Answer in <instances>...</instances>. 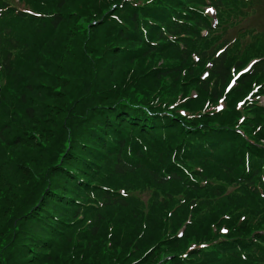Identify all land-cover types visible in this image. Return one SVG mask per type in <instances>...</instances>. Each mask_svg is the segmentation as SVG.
Segmentation results:
<instances>
[{"label":"trees","instance_id":"1","mask_svg":"<svg viewBox=\"0 0 264 264\" xmlns=\"http://www.w3.org/2000/svg\"><path fill=\"white\" fill-rule=\"evenodd\" d=\"M262 98L264 0H0V264H264Z\"/></svg>","mask_w":264,"mask_h":264},{"label":"snow or ice","instance_id":"2","mask_svg":"<svg viewBox=\"0 0 264 264\" xmlns=\"http://www.w3.org/2000/svg\"><path fill=\"white\" fill-rule=\"evenodd\" d=\"M208 11H212V9H208Z\"/></svg>","mask_w":264,"mask_h":264}]
</instances>
